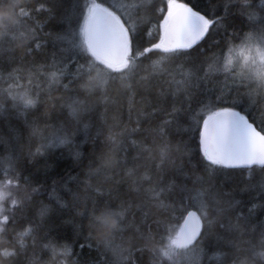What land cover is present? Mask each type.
Wrapping results in <instances>:
<instances>
[{
  "label": "snow or ice",
  "instance_id": "obj_1",
  "mask_svg": "<svg viewBox=\"0 0 264 264\" xmlns=\"http://www.w3.org/2000/svg\"><path fill=\"white\" fill-rule=\"evenodd\" d=\"M62 8L63 0L24 2L7 47L0 39V119L8 127L0 135V256L37 264L40 249L53 264H92L74 247L92 246L101 213L105 227L116 224L98 241L111 253L105 264H137L135 253L145 252L149 264H264V220H256L257 208L264 214V0H224L223 14L181 0H73ZM44 11L63 26L48 33L50 54L36 34L43 25L30 23ZM235 15L248 23L230 32ZM13 45L26 46L24 55ZM202 81L219 87L194 105ZM57 108L67 109L55 117L59 126L51 122ZM173 130L182 133L174 146ZM101 138L106 151L97 156ZM89 143L83 177L71 178L75 188L62 185L68 199L36 201L44 182L28 165L39 156L47 173L55 150L68 146L83 164ZM169 166L184 179L165 178ZM245 172L250 178L230 188L217 179ZM81 186L94 195L81 197ZM238 193H257L259 203ZM61 225H72L70 242L53 234Z\"/></svg>",
  "mask_w": 264,
  "mask_h": 264
},
{
  "label": "trees",
  "instance_id": "obj_2",
  "mask_svg": "<svg viewBox=\"0 0 264 264\" xmlns=\"http://www.w3.org/2000/svg\"><path fill=\"white\" fill-rule=\"evenodd\" d=\"M27 3L29 7H35L38 6L41 0H0V39H5L6 33L12 31L17 24V21L20 19L19 13L17 11V8L22 5L23 3ZM73 0H63L64 8L60 9V11H63L64 9H70L71 3ZM181 2H187L190 6H195L196 9L202 11V12H211L213 8H216L217 11L220 12V14H223V8L222 5L224 3V0H181ZM52 0H47V4H51ZM156 3H160V0H156ZM166 3V0H165ZM256 4H259V0H255ZM33 20L30 21V23L35 26L36 24L43 25V30L40 28L36 29V34L38 37L39 43L44 46L47 50V53L50 54L53 50V45L51 43V40L48 37V33H56L61 30L63 27L61 24L58 23L57 19H51L49 18V13L47 11L44 12H33ZM229 23L231 25L229 31L231 32L232 29H236L239 31L241 28H244L245 25L248 23L247 18H241L239 15L231 16L229 18ZM153 35L155 36L156 33L153 31ZM236 43H239L237 40ZM210 42H205L204 47H209ZM5 46L7 47V41L5 39ZM31 46L33 49L36 48V43L32 42ZM14 54L17 57H20L24 55V52L26 51L25 47H17L16 45H13ZM31 59V58H29ZM36 59H42V54L40 52L36 53ZM4 85L0 84V87H3ZM219 87L218 84L214 83L213 81H209L207 83L200 82L199 87L195 88L194 91L196 93L193 104L198 100L205 99L206 97L215 98V94L217 91V88ZM247 99V97H245ZM136 100L139 101L140 97L137 96ZM169 106L171 104V97L168 99ZM63 111L64 116L67 117V109H55L52 110V116L53 120L52 123L59 126L60 121L56 120L55 117L60 114V112ZM100 111H103L101 108ZM111 115V113H109ZM126 118V116H125ZM22 119V118H21ZM12 125L20 126V120L12 119L10 121ZM25 137L27 136V131H24ZM0 135H8V127L5 124V122L0 119ZM189 135H192L191 133ZM182 133H178L175 130H173L172 135L169 137L171 140L172 145L174 146L176 142L181 138ZM194 138V137H193ZM83 139L81 134H77L75 136V140L79 143ZM150 143V141H149ZM38 144V141H33L31 145V151L35 152L36 145ZM92 145L85 144L82 146L81 151L84 154V163L79 164L72 158V155L70 154L73 149H71V146L68 147H62L57 150H55L54 156L52 159L55 161V167L51 170L45 173L43 168V158L37 156L36 157V164L28 165L29 170L32 172H36L37 168H40V171L36 173V179L42 180L44 182V187L42 189V195H37L35 197L36 201L43 200L45 203L48 202V196L49 193H52L53 195H59L64 196L66 199H68L67 194L64 192L62 185L65 184V182H68L75 188V184L72 182L71 178L76 177L77 175L83 177L84 172L86 171L85 165L88 163V159L91 153ZM28 148H25V155L28 154ZM0 151H3V146H0ZM103 151H106L104 149L103 145V138H101V141L98 143L97 146V156H99ZM95 159V157H93ZM185 161L187 160V157L183 158ZM177 165H180V160H177ZM185 172H190V169L185 164L184 165ZM257 173L260 171L259 167H256ZM165 178L171 179L175 178L177 181H182L184 179L183 176H181L175 169H173L171 166H169L165 173ZM249 174L245 172L242 176L239 173L233 174L231 178L228 177H218L219 180H223L225 182L224 186L226 188H230L233 185L234 181H239L241 179L247 180L249 179ZM58 181V183L53 186V180ZM96 181L94 180V183ZM53 187H55V192H53ZM81 197H84L85 195H94V193H86L84 191L83 186L79 189ZM256 196V203H259V195L257 193L249 194V193H238V196L244 199L247 202L252 201V196ZM71 202V201H69ZM118 201L114 202V206H118ZM91 207V204L89 202V208ZM256 220L257 223H259L260 220H264V214L261 213V210L257 208L256 210ZM101 213L97 214V217H93V220L96 224V227L98 231H101L105 228V225L103 223V220L100 218ZM67 218V214H61L59 216H54L53 220L56 224H60L63 219ZM87 222L85 221V224ZM54 235H65L70 239L72 237V225H61V227L54 231ZM61 243H65V241H61ZM37 264H53L52 260L50 259L51 254L47 252H41L40 249H37ZM74 253L80 254L79 258L81 260H88L91 261L92 264H105L107 260H110L111 253L106 251L103 248V245L98 244V240L94 238L92 240V246L85 247L83 253H81V249L79 245H76L74 247ZM43 256V260H40L39 257ZM77 255H71L68 257L69 262L76 260ZM134 260L137 261V264H149L150 261V253L145 252L143 255L140 253H135ZM207 264V262H206Z\"/></svg>",
  "mask_w": 264,
  "mask_h": 264
},
{
  "label": "clouds",
  "instance_id": "obj_3",
  "mask_svg": "<svg viewBox=\"0 0 264 264\" xmlns=\"http://www.w3.org/2000/svg\"><path fill=\"white\" fill-rule=\"evenodd\" d=\"M116 228V224L113 223L111 224L110 228L109 227H105L103 230L98 232L97 235V240L101 242H103L104 239L109 238L111 236V231L115 230ZM8 262V258L0 256V264H7Z\"/></svg>",
  "mask_w": 264,
  "mask_h": 264
},
{
  "label": "water",
  "instance_id": "obj_4",
  "mask_svg": "<svg viewBox=\"0 0 264 264\" xmlns=\"http://www.w3.org/2000/svg\"><path fill=\"white\" fill-rule=\"evenodd\" d=\"M255 167H258V166H255Z\"/></svg>",
  "mask_w": 264,
  "mask_h": 264
}]
</instances>
